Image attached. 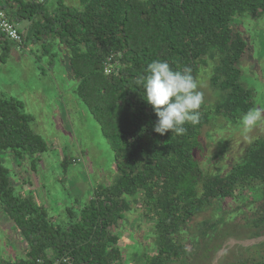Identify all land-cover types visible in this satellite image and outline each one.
<instances>
[{
    "label": "trees",
    "instance_id": "1",
    "mask_svg": "<svg viewBox=\"0 0 264 264\" xmlns=\"http://www.w3.org/2000/svg\"><path fill=\"white\" fill-rule=\"evenodd\" d=\"M13 2L12 18L31 22L27 33L32 38L55 39L70 51L76 95L110 143L119 175L112 186L99 188L96 200L79 214L69 211L68 225L61 226L32 195L18 192L0 158V204L28 245L25 258L4 264H39L49 252L56 258L70 255L74 264H125L121 238L111 228L123 230L120 222L129 209L124 197L138 199L139 194L156 222L155 251L137 258V264H196L186 245L206 231L219 234L223 227L233 233L225 212L228 200L242 198L241 189L264 187V137L224 174L205 173L196 154L212 112L202 110L199 123L185 124L182 136L170 131L161 136L153 131L157 117L136 80L151 62L166 60L173 70L191 68L198 82L200 66L218 55L211 81L224 100L214 112L227 120L241 117L255 105L238 67L251 47L232 26L238 16L264 18V0H79L81 8L57 0L53 9L48 0ZM8 42L0 34L2 63L9 56ZM112 55L120 72L107 75L105 63ZM33 121L21 101L0 98V153L11 152L20 160L45 154L47 143L32 131ZM31 165L35 170L34 160ZM263 190L258 194L264 198ZM210 207H221V217L227 216L219 226L214 217L206 219ZM259 207L246 218L253 239L264 236V202ZM191 225L196 227L193 237L185 230ZM240 261L264 264V259Z\"/></svg>",
    "mask_w": 264,
    "mask_h": 264
},
{
    "label": "rangeland",
    "instance_id": "2",
    "mask_svg": "<svg viewBox=\"0 0 264 264\" xmlns=\"http://www.w3.org/2000/svg\"><path fill=\"white\" fill-rule=\"evenodd\" d=\"M63 1L72 8H81L79 0ZM56 3L57 0H48L49 8H55ZM9 4L12 8L15 6L13 0H0V7L12 16L14 9ZM16 23L22 32L23 43L9 41L8 59L6 63L0 60V98H14L25 105L26 112L34 119L32 131L46 141L48 150L40 156H24L22 160L11 152L0 153V158L18 192L25 197L32 195L57 224L66 226L70 221L69 211L79 214L93 199L96 200L94 193L99 188L116 182L119 173L114 151L76 95L77 81L71 71L70 51L55 39L32 38V34L27 33L31 22ZM232 28L251 47L238 67L241 82L254 94L252 108H258L264 114V18L238 16ZM1 52L0 47V56ZM206 61V65L200 66L198 79L199 90L204 93L199 111H211L212 114L210 123L200 133L201 147L196 159L205 173L224 174L235 164L242 163L248 149L264 137V115L247 130L241 128L240 117L227 120L217 116L214 107L224 98L211 78L219 65V56L208 57ZM33 160L35 170L31 165ZM65 160L68 164L64 166ZM263 188L259 191L241 189L242 198L228 200L225 210L228 218L221 217V207L206 209L209 210L206 219L214 217L219 226L227 218V222L234 223L235 231L227 233L223 227L219 234L206 231L204 237L186 245V253L194 256L198 261L196 264H239L240 260L264 259V236L251 238V224L246 219L263 204L264 198L258 194ZM124 201L129 206L125 216L139 222L125 223L127 228L118 233L114 228L111 230L121 238L118 245L124 252L125 264H137L144 254L155 251L152 233L156 221L147 215L149 211L142 206L141 194L138 199L137 196H125ZM229 212H233L231 218ZM185 230L193 237L196 227L191 225ZM27 251V243L0 204V264L25 258Z\"/></svg>",
    "mask_w": 264,
    "mask_h": 264
},
{
    "label": "clouds",
    "instance_id": "3",
    "mask_svg": "<svg viewBox=\"0 0 264 264\" xmlns=\"http://www.w3.org/2000/svg\"><path fill=\"white\" fill-rule=\"evenodd\" d=\"M136 83L144 89V100L157 117L153 127L155 133L163 136L170 131L182 136L187 131L185 124L199 123L204 93L199 90L191 68L173 70L168 61L155 60ZM262 115L261 110L254 107L241 115L239 124L247 130L260 121Z\"/></svg>",
    "mask_w": 264,
    "mask_h": 264
},
{
    "label": "built area",
    "instance_id": "4",
    "mask_svg": "<svg viewBox=\"0 0 264 264\" xmlns=\"http://www.w3.org/2000/svg\"><path fill=\"white\" fill-rule=\"evenodd\" d=\"M37 3H43L44 0H30ZM4 9L0 7V34L4 36V39L21 44L23 43L22 32L17 26L16 21L12 18ZM120 57V55H119ZM121 64L114 55L107 58L105 63V73L111 75L113 73L118 74L120 72ZM45 261H49L46 263ZM39 264H74V259L70 255H64L56 258L51 252L47 254L46 260H38Z\"/></svg>",
    "mask_w": 264,
    "mask_h": 264
},
{
    "label": "crops",
    "instance_id": "5",
    "mask_svg": "<svg viewBox=\"0 0 264 264\" xmlns=\"http://www.w3.org/2000/svg\"><path fill=\"white\" fill-rule=\"evenodd\" d=\"M19 23H21V22H19ZM19 23H18V25H19ZM125 214H126V212L124 213V215H125ZM137 222H139V220L135 221V220L131 219L130 217L125 216V218L120 222L121 224H120L119 227H122L123 230H124L125 228H127V227L124 225L125 223L136 224ZM120 231H121V230H120Z\"/></svg>",
    "mask_w": 264,
    "mask_h": 264
}]
</instances>
